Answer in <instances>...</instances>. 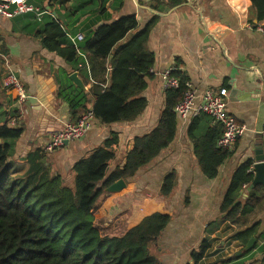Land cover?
<instances>
[{
  "label": "crops",
  "instance_id": "1",
  "mask_svg": "<svg viewBox=\"0 0 264 264\" xmlns=\"http://www.w3.org/2000/svg\"><path fill=\"white\" fill-rule=\"evenodd\" d=\"M89 1L30 2L45 12L40 23L46 16L55 19L56 14V20L65 26L71 41L79 34L84 38L90 36L102 24L99 22L101 0L86 4ZM180 6L173 11L174 8H168L164 0H109L106 5L107 23L135 15L139 31L150 21H155L148 42L149 51L155 55L154 76L148 80L143 94L148 105L143 114L131 123L104 125L95 118L93 129L84 139L70 142L51 154L44 151L51 136L72 121L68 104L57 98L59 86L56 76L60 69L68 66L55 53L44 49L40 39L25 33L28 15L11 20L0 16V47L4 50L0 51V114H4L0 117V124L9 122L12 128L24 127V134L16 142L12 157L16 174H24L29 168L30 156L40 152L52 171L62 175L70 184L75 179L74 165L92 151L104 147L111 134L117 133L116 157L110 163V172H114L125 164L135 138L152 132L158 126L166 107L161 74L176 68L179 63L181 73L199 96L196 103L201 102L208 90L222 94L230 116L245 125L247 132L229 150L231 156L219 168L217 178L209 180L202 174L194 155V142L189 136L192 123L206 115L190 116L183 121L177 119L174 142L126 183L127 186L135 183V190L127 200L111 198L108 207H112L111 212L116 214L131 206L137 211L138 206L155 211L165 204L172 213V220L152 248V253L157 255L161 264H188L191 252L208 239L212 247L205 261L214 264L217 261L212 260L211 263L207 260H217L220 255L224 257L219 260H224L241 253L243 246L233 239L235 234L260 222L259 232H264L263 203L254 215L242 218L240 223H227L218 233L206 234L208 225L220 217V207L235 171L248 161H252L254 166L256 157L264 151V34L259 31L260 27L264 28V21L255 23L257 17L252 18L250 0H199L198 6ZM199 7L205 10L203 18L198 14ZM83 41L76 42L77 47ZM10 73L22 81L32 102L20 106L18 100L14 101L16 91L4 88L3 82ZM91 86V83L86 86L87 92ZM208 118L211 121H205L208 126L218 125ZM200 133H204V128ZM172 172L177 174V184L172 195L164 198L160 194L162 183ZM247 189L242 192V200ZM219 241L221 244L215 248ZM263 258L257 250L241 262L231 264H262Z\"/></svg>",
  "mask_w": 264,
  "mask_h": 264
},
{
  "label": "trees",
  "instance_id": "2",
  "mask_svg": "<svg viewBox=\"0 0 264 264\" xmlns=\"http://www.w3.org/2000/svg\"><path fill=\"white\" fill-rule=\"evenodd\" d=\"M164 1L173 9L189 0ZM250 1L252 18L255 16L259 23L263 22L264 0ZM108 2L101 0L99 22L102 24L78 47L70 41L62 22L46 16L40 23L42 20L39 22L35 15H28L25 33L40 39L44 49L55 53L68 66L60 69L56 76L57 98L68 104L72 121L92 108L96 120L104 125L131 123L148 105L143 94L148 80L154 76L151 70L155 55L149 51L148 42L155 21L139 31L135 15L107 23ZM91 3L92 0L86 4ZM0 51H4L2 47ZM175 69L172 76L180 81V86L165 91L166 107L158 126L135 138L125 164L114 172H110V163L116 157L119 136L112 133L104 147L74 165V189L62 175L52 171L40 152L30 156L29 168L24 174H16L12 157L24 127L12 128L9 122L0 124V264H161L152 248L171 223L172 213L161 208L140 214L131 206L112 215L107 202L114 194L107 189L120 180L126 183L133 180L138 171L174 142L178 127L175 108L184 98L188 83L179 63ZM75 72L85 86L92 84L88 92L70 80ZM14 94L17 101L18 93ZM203 121L211 123L208 117L201 116L190 126L189 136L194 142V155L202 174L213 180L231 153L217 147L223 128L210 127ZM201 128H204L202 134ZM252 167V161H248L235 171L220 207V217L208 225L206 234L218 233L227 223H240L242 218L254 215L264 203L262 185L247 192L242 200L244 187L248 188L254 180V174L250 173ZM176 184L177 174H168L162 183L161 196L169 198ZM261 225V222L256 223L233 236L243 246L240 257L234 255L214 264L241 262L257 250L264 256ZM252 238L257 240L255 248L244 252ZM211 247V241L204 239L199 248L191 252L188 264H209L205 260Z\"/></svg>",
  "mask_w": 264,
  "mask_h": 264
},
{
  "label": "built area",
  "instance_id": "3",
  "mask_svg": "<svg viewBox=\"0 0 264 264\" xmlns=\"http://www.w3.org/2000/svg\"><path fill=\"white\" fill-rule=\"evenodd\" d=\"M31 0H0V16L5 19H15L25 15H35L40 22L45 12L32 5ZM259 31L264 34V28L260 27ZM84 39L82 34L71 38L72 43L77 47L76 42ZM88 67V64H87ZM175 68H170L161 74L163 88L165 91L177 89L180 81L172 76ZM151 73H154L151 70ZM3 86L7 90H13L18 93V103L20 106L27 104L29 96L24 90L22 81L13 73H10L4 80ZM187 91L184 98L176 106L175 113L177 119L187 120L190 116L206 115L210 117L214 124L223 128V134L218 140L217 147L223 150H230L247 132L245 125L239 124L228 111V104L222 94L215 93L211 90L206 91L199 104L196 103L199 96L193 90L192 85L186 84ZM95 116L92 109L83 113L76 121L66 123L62 129L56 131L45 146V153L51 154L63 148L66 143L84 139L93 129ZM253 174V167L250 170ZM246 188V186L244 187Z\"/></svg>",
  "mask_w": 264,
  "mask_h": 264
},
{
  "label": "water",
  "instance_id": "4",
  "mask_svg": "<svg viewBox=\"0 0 264 264\" xmlns=\"http://www.w3.org/2000/svg\"><path fill=\"white\" fill-rule=\"evenodd\" d=\"M135 2H138V0H135ZM194 4H196L197 6L199 5V0H191L190 2H187L186 4H183L184 6H189L192 7ZM182 5V6H183ZM179 7H176L173 9L177 10ZM146 9V8H145ZM150 12L160 15L158 14V12L153 11L151 9H148ZM205 10H203L202 8H198V14L203 18V12ZM55 19H57L56 14H54ZM258 22V18H256L255 23ZM101 24H99L98 26H100ZM70 80L72 81V83L78 87L79 89H81L84 92H87L86 86L84 84V82L80 79L78 72H75L73 74L70 75ZM29 101L32 102V99L30 98ZM68 143H66L67 145ZM253 174H254V180L252 182V184L248 187L247 191L251 192L252 190H254V188L258 185H262L264 187V151L262 150L261 152V156H257L256 157V163L253 166ZM127 184L124 180H120L118 182H116L115 184H113L109 189H107L108 193H112V194H117V193H121L124 189H126ZM257 240L256 238H252L248 244L246 245V247L244 248V252H249L251 250H253V248L256 246ZM242 253L238 254L237 256H241Z\"/></svg>",
  "mask_w": 264,
  "mask_h": 264
},
{
  "label": "rangeland",
  "instance_id": "5",
  "mask_svg": "<svg viewBox=\"0 0 264 264\" xmlns=\"http://www.w3.org/2000/svg\"><path fill=\"white\" fill-rule=\"evenodd\" d=\"M90 36H92V34H90ZM0 112H1V110H0ZM1 115V114H0ZM75 176V175H74ZM135 184V183H134ZM134 184H133V186H134ZM68 185H70V187L71 188H75V182H74V180L72 181V183H70V184H68ZM133 186H127V187H129V188H126V189H124L125 190V192L123 193V195H119V193H115L113 196H110L109 198H108V200H110L111 198H113V200H127V197H128V195H130V193L132 192V190H135V187H133ZM123 190V191H124ZM123 202H125V201H123ZM166 202V201H165ZM108 203H109V201L107 202V207H108ZM121 204H124V203H121ZM135 206H138V204H135ZM161 208H167V206L164 204V206H159L158 207V209H161ZM111 209H113L112 207L110 208V212H111ZM137 209H139L138 210V212L140 213V214H144V213H146V214H148V213H150V212H153V210L152 209H150V210H148V209H145L144 210V208H143V206L141 207V206H138L137 207ZM158 209H156V210H158ZM168 209V208H167ZM112 213V212H111ZM113 214V213H112ZM221 244V241H219L216 245H215V248H218V246ZM255 248V247H254ZM153 255H155V256H157L155 253H153ZM221 257H217L218 259L216 260V259H211L210 260V258L207 260L208 262H211L212 263V260H215V261H218L219 259H223V255H220ZM232 256H234V254L232 255ZM226 258V257H225Z\"/></svg>",
  "mask_w": 264,
  "mask_h": 264
}]
</instances>
